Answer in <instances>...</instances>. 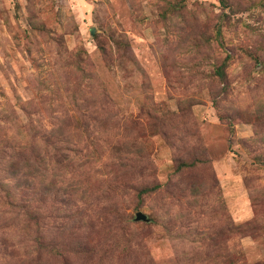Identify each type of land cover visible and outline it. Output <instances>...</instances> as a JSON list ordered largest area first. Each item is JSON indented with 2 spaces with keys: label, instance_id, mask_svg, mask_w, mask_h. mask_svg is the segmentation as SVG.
<instances>
[{
  "label": "rangeland",
  "instance_id": "obj_1",
  "mask_svg": "<svg viewBox=\"0 0 264 264\" xmlns=\"http://www.w3.org/2000/svg\"><path fill=\"white\" fill-rule=\"evenodd\" d=\"M0 264H264V0H0Z\"/></svg>",
  "mask_w": 264,
  "mask_h": 264
},
{
  "label": "water",
  "instance_id": "obj_2",
  "mask_svg": "<svg viewBox=\"0 0 264 264\" xmlns=\"http://www.w3.org/2000/svg\"><path fill=\"white\" fill-rule=\"evenodd\" d=\"M137 219H138V220H142V221H146V216L143 215L142 213H138V214H137Z\"/></svg>",
  "mask_w": 264,
  "mask_h": 264
},
{
  "label": "trees",
  "instance_id": "obj_3",
  "mask_svg": "<svg viewBox=\"0 0 264 264\" xmlns=\"http://www.w3.org/2000/svg\"><path fill=\"white\" fill-rule=\"evenodd\" d=\"M217 71H218V73H219L220 76H223V74H222V68H219ZM16 166H17V162L14 163L13 167L16 168Z\"/></svg>",
  "mask_w": 264,
  "mask_h": 264
}]
</instances>
